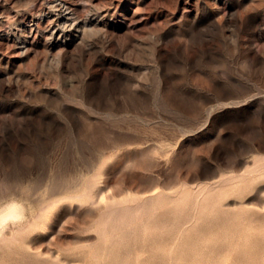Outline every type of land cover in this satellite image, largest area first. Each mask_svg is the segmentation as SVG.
Returning a JSON list of instances; mask_svg holds the SVG:
<instances>
[{
	"label": "rangeland",
	"instance_id": "374dc122",
	"mask_svg": "<svg viewBox=\"0 0 264 264\" xmlns=\"http://www.w3.org/2000/svg\"><path fill=\"white\" fill-rule=\"evenodd\" d=\"M0 264H264V0H0Z\"/></svg>",
	"mask_w": 264,
	"mask_h": 264
},
{
	"label": "bare ground",
	"instance_id": "6f19581e",
	"mask_svg": "<svg viewBox=\"0 0 264 264\" xmlns=\"http://www.w3.org/2000/svg\"><path fill=\"white\" fill-rule=\"evenodd\" d=\"M13 205V204H12ZM14 208V207H13ZM11 209V208H10ZM8 211V210H7ZM12 212V211H11Z\"/></svg>",
	"mask_w": 264,
	"mask_h": 264
}]
</instances>
